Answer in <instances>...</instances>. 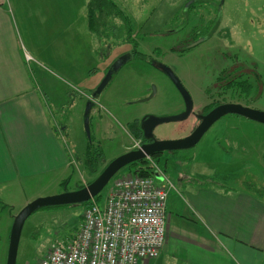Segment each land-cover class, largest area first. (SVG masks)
<instances>
[{"label":"rangeland","instance_id":"rangeland-1","mask_svg":"<svg viewBox=\"0 0 264 264\" xmlns=\"http://www.w3.org/2000/svg\"><path fill=\"white\" fill-rule=\"evenodd\" d=\"M37 1L41 0L31 3ZM74 1V6L59 8L58 20L43 12L42 26L31 30V39L43 38L46 46L58 34L61 46L60 50L35 49L31 71L32 78L47 87L37 86L48 94L50 107L61 114L57 124L66 128L62 144L72 152L76 165L55 177L51 174L31 179L22 190L0 194V264H6L8 259L14 219L29 203L88 186L110 162L134 151L135 142L143 145V140L132 134V123L137 122L140 127L148 116L163 118L181 114L186 100L156 64L162 63L173 70L197 114L227 103L264 111V0H108L114 9L105 24L110 26L106 29L108 33H104L107 37L101 39L89 28V7L80 9V0ZM81 11L85 17L83 36L78 31ZM219 14V28L213 30L211 38L205 37ZM48 19L55 21L57 30L50 21L45 23ZM100 20L95 24L99 33L104 29ZM198 33L196 41L207 40L188 49ZM136 44L139 55L121 69L103 93L96 112L90 116L89 134L83 101L101 84L107 69L117 61L114 59L121 53H131ZM243 83L248 88L241 92ZM198 123L196 117L164 123L155 129L154 136L158 140L182 139ZM212 147L219 150L214 157L208 153ZM155 156L152 161L156 165L153 173L156 183L166 184L164 177H158L160 170L174 186L167 206V220L170 216V228H173L170 234L174 233L177 222L183 223L177 214L183 216L185 206L189 209L187 203L200 191L199 182L208 191H225L230 197L236 192L250 191L264 202V124L227 115L195 147ZM88 160H92V173L86 167ZM137 163L135 172L131 164L112 178L99 194L100 202L116 184L140 176L138 169L147 163ZM91 202L34 213L25 223L17 264H37L55 246L72 239L83 224Z\"/></svg>","mask_w":264,"mask_h":264},{"label":"crops","instance_id":"crops-1","mask_svg":"<svg viewBox=\"0 0 264 264\" xmlns=\"http://www.w3.org/2000/svg\"><path fill=\"white\" fill-rule=\"evenodd\" d=\"M88 1L80 0V9ZM74 5V0H0V194L22 190L31 179L55 177L76 165L72 152L62 144L66 130L57 124L61 114L50 107L48 94L41 90L46 86L36 82L31 71L35 49L61 48L58 34L48 46L43 38L31 39V30L42 26V13L58 20L61 6ZM80 18L78 31L83 36L82 11ZM49 21L57 30L55 21L45 23ZM218 152L216 147L208 150L213 157ZM199 186L200 191L187 203L189 209L185 206L183 216L177 214L183 223L177 222L173 234L168 217L164 249L148 264H264L261 197L250 191L230 197L225 191H208L200 182Z\"/></svg>","mask_w":264,"mask_h":264},{"label":"built area","instance_id":"built-area-1","mask_svg":"<svg viewBox=\"0 0 264 264\" xmlns=\"http://www.w3.org/2000/svg\"><path fill=\"white\" fill-rule=\"evenodd\" d=\"M135 142L134 150L142 144ZM156 168L152 157L147 158ZM154 175L118 183L102 201L88 205L84 222L66 244L55 246L37 264H148L159 258L167 237V206L174 186ZM168 185V186H167Z\"/></svg>","mask_w":264,"mask_h":264},{"label":"water","instance_id":"water-1","mask_svg":"<svg viewBox=\"0 0 264 264\" xmlns=\"http://www.w3.org/2000/svg\"><path fill=\"white\" fill-rule=\"evenodd\" d=\"M204 41V39H200L199 41L191 43V45H189L187 48H194ZM133 57V54L129 53L117 59L113 66L108 70L101 84L92 94L85 111V126L87 127V132L89 134L90 112L94 106V101L98 100L99 96L114 79V76L128 62H130ZM156 67L170 77L171 81L175 84L181 95H183L187 103L186 111L179 115L170 117L159 118L155 116H148L144 118L141 122L140 128L144 134L143 137L145 140L152 141L151 143L144 144L142 145L141 149L130 151L118 157L117 159H114L91 184L82 189L56 196L38 198L29 203L14 219L10 234L8 259L6 264H17L18 249L25 223L37 211L45 208L66 205L75 206L90 202L93 198L99 196V194L110 183L112 178L125 167L166 151L176 152L195 147L203 139L205 134L213 127V125L227 115L241 116L248 120L264 124V111L246 107L241 104L227 103L214 108L207 115L199 117L201 118L200 124L190 135L186 136L185 138L178 140L156 139L154 136V131L158 126L164 123L183 122L189 119V117L193 114V103L190 100L188 92L183 87L178 77L174 74L173 70L166 67L162 63L156 64ZM153 94H155V91Z\"/></svg>","mask_w":264,"mask_h":264},{"label":"trees","instance_id":"trees-1","mask_svg":"<svg viewBox=\"0 0 264 264\" xmlns=\"http://www.w3.org/2000/svg\"><path fill=\"white\" fill-rule=\"evenodd\" d=\"M107 1L108 0H89V3H88L89 13H88L87 16H88V25H89V28H90V30H93V31L97 32L98 33L97 35L99 36L100 39L103 38V37H107V35L106 34L104 35V33H108L107 32L108 30L106 31V29L109 28L110 26H106L105 24L107 23L108 18L111 16L110 11L112 9H114V6L111 7L112 4L109 3V2H107ZM106 2L109 3V4L107 5ZM220 10H221V8H220ZM116 16L119 17V18H121L120 15H117L116 14ZM113 17H115V14L113 15ZM97 19H101L100 20V23H101L100 26L102 28H104L103 31L100 32V33H99V29L98 30L95 29V24H96V20ZM124 21H125L126 25L129 24V21L127 19L124 20ZM220 22H221V18H220V14H219L218 15V18L216 20L214 19L213 29L211 31H209V32H206V36L205 37L211 38L213 36V34H214V31L219 28ZM128 30L130 31V28H128ZM207 34H208V36H207ZM198 36H199V33L197 34L196 37L195 36L193 37L194 38V42L198 39ZM128 38L130 39V37H128ZM205 40H207V39H205ZM125 41H127V40H125ZM130 42L132 43V41H130ZM125 43L126 44H129L128 42H125ZM106 48H104V50H106ZM131 53L133 54V56L135 58H136V55H139L138 45L137 44H136L135 49L134 48L132 49ZM121 54H123V53H121ZM120 55H118V56H120ZM231 83L232 82H230L228 84H231ZM240 87L242 88V91L241 92H244V88H245V90L248 88L245 83H243ZM234 88L237 89L236 85H235ZM210 107H213V106H210ZM130 127H131L132 134L135 135L137 137V139H141V140L144 139L143 132L141 131V128L138 127L137 122L132 123ZM156 155L158 156V155H161V154H156ZM154 158H156V156L153 157V159ZM141 163H143V164L144 163H147V164L146 165H142V167L140 169H138V174L140 176H144V177H152L154 175L153 174L154 173V170L152 168L151 162L148 161V160H143V161L140 162V164ZM138 164L139 163H135V164H132L131 165L133 172L136 171V169H134V167L136 165H138ZM148 164H150V166H148ZM86 167H88V169L92 173V171H91L92 170V160L86 161ZM80 189H82V188H80ZM96 200L98 202L101 201V199H99V196H97ZM45 209H47V208H45Z\"/></svg>","mask_w":264,"mask_h":264},{"label":"flooded vegetation","instance_id":"flooded-vegetation-1","mask_svg":"<svg viewBox=\"0 0 264 264\" xmlns=\"http://www.w3.org/2000/svg\"><path fill=\"white\" fill-rule=\"evenodd\" d=\"M125 54H126V53L121 54L120 56H118V57L115 58L114 60L118 59L119 57H121V56H123V55H125ZM131 54H132V53H131ZM128 63H129V62H128ZM128 63H127V64H128ZM127 64H126V65H127ZM126 65H125V66H126ZM125 66H124V67H125ZM124 67H123V68H124ZM108 70H109V68L107 69V72H108ZM120 71H121V70H120ZM120 71H119V72H120ZM107 72H106L105 74H107ZM119 72H118V73H119ZM118 73L114 76V79H115V77L118 75ZM114 79H113V80H114ZM113 80H112V81H113ZM112 81H111V82H112ZM108 86H109V85H108ZM106 89H107V88H106ZM106 89H105V90H106ZM176 89H177V88H176ZM95 90H96V89H95ZM95 90H91L92 93L89 94L88 96H86L85 100L83 101V102H84V109H85V110H86V108H87V104H88L89 100L91 99V96H92V94L94 93ZM105 90H104L103 93H105ZM103 93L99 96V98H98L97 101H94V106H93L92 109H91L90 116H91V114L93 113V111L96 112V109L98 108V105H99V100L102 98ZM210 105L212 106L213 104H210ZM210 105H209V106H210ZM216 107H218V105L215 106L214 108H216ZM214 108H212L211 110H213ZM186 109H187V103H186V101H185V106H184L183 110H181L179 113H183V112H185ZM211 110H210V111H211ZM210 111H209V112H210ZM209 112H207V113H203V114L200 115V114H197V112H194V111H193V114L189 117V119H190L191 117H196V118L198 119V121H199V123H198V125H199L200 122H201V118H199V117H203V116L207 115ZM84 113H85V112H84ZM62 125H63V124H62ZM63 126H64V125H63ZM196 128H197V127H195V129H196ZM65 129H66L65 126L62 127V130H65ZM195 129H193V130L190 132V134H191ZM190 134H189V135H190ZM143 135H144V134H143ZM155 138H156V137H155ZM151 142H152V141L145 140V138L143 139V145H144V144H149V143H151ZM110 163H111V162H110ZM110 163H109V164H110ZM109 164H108V165H109ZM108 165H107V166H108ZM107 166H106V168H107ZM106 168H105V169H106ZM99 175H100V174H99ZM6 263H7V262H6Z\"/></svg>","mask_w":264,"mask_h":264},{"label":"bare ground","instance_id":"bare-ground-1","mask_svg":"<svg viewBox=\"0 0 264 264\" xmlns=\"http://www.w3.org/2000/svg\"><path fill=\"white\" fill-rule=\"evenodd\" d=\"M88 149V148H87ZM87 152V151H86Z\"/></svg>","mask_w":264,"mask_h":264}]
</instances>
